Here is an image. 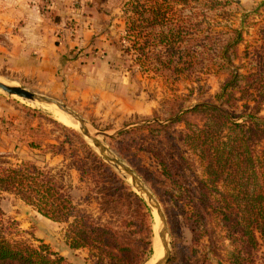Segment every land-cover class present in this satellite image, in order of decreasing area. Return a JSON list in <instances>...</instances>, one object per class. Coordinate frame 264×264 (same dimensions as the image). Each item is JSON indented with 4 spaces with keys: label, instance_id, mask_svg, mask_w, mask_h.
<instances>
[{
    "label": "rangeland",
    "instance_id": "rangeland-1",
    "mask_svg": "<svg viewBox=\"0 0 264 264\" xmlns=\"http://www.w3.org/2000/svg\"><path fill=\"white\" fill-rule=\"evenodd\" d=\"M81 1L77 0L75 7L82 10L84 5ZM131 1L99 0L96 11H93L95 14L90 9L93 6L84 8L83 18L94 17L97 32L87 36L84 29L90 27L82 25L83 30L78 37L80 43L61 56L59 74H62L50 80L41 79L32 70L23 74L12 67L7 59L12 52L9 46L11 42L0 34V81L53 98L67 106L86 121L91 131L115 155L133 168L155 195L166 215L171 248L167 264L188 261L194 264H205L206 261V264H230L233 247L227 238L226 229L209 216L205 220L206 226L203 223L193 225L195 211L191 206L192 193L186 188L180 189L179 184L167 178L153 156V151L162 148L163 155H171L182 164L190 182L194 183L196 176L203 179V170L193 156V151L180 144L182 155L175 146H170L167 139H162L163 134L155 130L154 124L171 123L196 105L213 101L228 73L225 70L218 71V59L213 60L215 66H212L211 61H203L202 71L193 73L191 78L178 77L176 81L143 72L135 65L134 58L125 53V49L130 47L127 27L132 15L128 8ZM222 1L229 2L223 9L227 15L224 19L219 18L220 24L213 25L208 31L224 42L234 37L233 29L241 30L247 41L256 38L257 31L264 24V0ZM55 9L49 14L40 11L56 26L60 19L55 15ZM223 10L209 13V16L217 18ZM84 21L87 23L88 20ZM67 23L73 30L77 24L75 21ZM253 23L256 25L253 26ZM55 40L57 44L61 43L59 35ZM244 50L245 44H241L235 51L241 56ZM233 59L234 64L238 65V59ZM207 65L212 68L209 69ZM69 77L73 78L67 81ZM50 107L53 106L30 102L0 90V155H4L5 160L12 165L32 161L38 166L55 168L65 174V184L74 202L94 213L96 218H101V222H112L114 229L122 233V243L127 245L130 255H138L144 260L142 264H147L155 254V212L112 166L126 185L142 199L145 207L136 214L135 207L127 206L124 201L107 213L101 210L100 205L91 200L93 196L89 184L80 180L78 172L69 169L72 154L81 159L85 157V149L78 136L99 153L79 128L65 126L55 119ZM261 116L264 117V111ZM184 128L183 123L176 126L178 131ZM132 130L127 138H111L117 137L121 131ZM124 140L130 145L133 164L115 148L119 145L118 141ZM32 144L39 147H32ZM53 146L65 149L66 154L53 156ZM190 188L197 191L193 184ZM0 216L5 221L16 222L20 231L18 239L35 246L48 245L71 264L95 263L88 249L70 248L66 223L45 218L13 195L0 193ZM193 227H196L194 231ZM263 251L257 256H261ZM260 258H255V264H264Z\"/></svg>",
    "mask_w": 264,
    "mask_h": 264
},
{
    "label": "trees",
    "instance_id": "trees-1",
    "mask_svg": "<svg viewBox=\"0 0 264 264\" xmlns=\"http://www.w3.org/2000/svg\"><path fill=\"white\" fill-rule=\"evenodd\" d=\"M228 4L222 0H132L128 3L132 14L127 27L130 47L125 53L143 72L174 81L202 71L205 60L215 66L213 60L218 59V71L228 73L213 101L196 105L171 123L154 124L162 139L180 153V144L193 151L203 179L196 176L194 183L190 182L182 164L171 155H163L162 148L153 151V156L167 178L192 193L193 225L206 226L209 216L228 233L233 247L230 264H255V258L264 261V251L257 256L264 249V24L252 41L245 40L239 29L232 30L231 40L222 41L208 29L220 24L219 18L224 19L227 14L223 9ZM218 10L223 13L217 18L209 16ZM241 44L245 50L238 56L235 50ZM233 58L238 59V65ZM212 66L207 65L209 69ZM182 123L185 128L178 131L176 126ZM133 131H121L111 138H127ZM78 138L85 157L72 154L69 169L89 184L91 200L106 213L125 201L139 214L145 207L142 199L83 138ZM118 144L115 148L133 164L128 141ZM52 148L53 156L66 154L65 149ZM192 184L197 191L190 190ZM0 193L13 195L47 219L66 223L70 248L88 249L94 264L144 262L138 255H130L122 243V233L112 222H101L74 202L65 174L55 168L32 161L12 165L0 155ZM19 233L16 222L0 216V264H71L48 245L35 246L18 239Z\"/></svg>",
    "mask_w": 264,
    "mask_h": 264
},
{
    "label": "crops",
    "instance_id": "crops-1",
    "mask_svg": "<svg viewBox=\"0 0 264 264\" xmlns=\"http://www.w3.org/2000/svg\"><path fill=\"white\" fill-rule=\"evenodd\" d=\"M81 2L84 8L93 6L90 8L92 13L99 5V0ZM77 3V0H57L55 15L60 22L55 26L45 15L42 16L40 0H0V34L11 42L9 46L14 54L9 53L7 59L12 67L23 74L32 70L45 80L61 75V56L80 43L78 37L83 30L82 25L90 27L84 29L87 36L97 32L94 17L83 18L84 8H76ZM84 19L88 20L87 23ZM68 21L77 22L74 30ZM57 35L61 37L60 44L55 40Z\"/></svg>",
    "mask_w": 264,
    "mask_h": 264
},
{
    "label": "water",
    "instance_id": "water-1",
    "mask_svg": "<svg viewBox=\"0 0 264 264\" xmlns=\"http://www.w3.org/2000/svg\"><path fill=\"white\" fill-rule=\"evenodd\" d=\"M0 90L8 93L9 95L18 96L24 100L30 102H38L48 106H55L57 109L62 111L65 115L72 117L77 123L78 128L81 133L91 141L94 147L97 149L100 157L104 160L105 163L114 167L124 179H126L132 188L145 200L149 207L156 212L157 221L161 226L159 232V239L161 240L162 247L164 249L163 258L158 261L157 264H167L171 255V248L169 242V229L166 215L161 207V204L147 187V185L140 179V177L135 173L133 168L128 165L126 162L121 160L117 155H115L99 138V136L91 131L88 127L86 121L80 117L77 113L70 110L67 106L63 105L59 101L33 93L28 91L25 88L11 86L4 84L0 81Z\"/></svg>",
    "mask_w": 264,
    "mask_h": 264
},
{
    "label": "bare ground",
    "instance_id": "bare-ground-1",
    "mask_svg": "<svg viewBox=\"0 0 264 264\" xmlns=\"http://www.w3.org/2000/svg\"><path fill=\"white\" fill-rule=\"evenodd\" d=\"M51 112L55 115V119H57L60 123H62L65 126L72 127L73 125L78 129V123L70 116L65 115L62 111L57 109L55 106L49 108ZM155 216L157 218L156 212ZM161 230V226L159 225L157 221L156 226V241H155V254L150 262L147 264H157L160 259L163 258L164 255V249L162 247L161 240L159 239V232Z\"/></svg>",
    "mask_w": 264,
    "mask_h": 264
},
{
    "label": "built area",
    "instance_id": "built-area-1",
    "mask_svg": "<svg viewBox=\"0 0 264 264\" xmlns=\"http://www.w3.org/2000/svg\"><path fill=\"white\" fill-rule=\"evenodd\" d=\"M56 0H40V9L43 14H49L55 9Z\"/></svg>",
    "mask_w": 264,
    "mask_h": 264
}]
</instances>
